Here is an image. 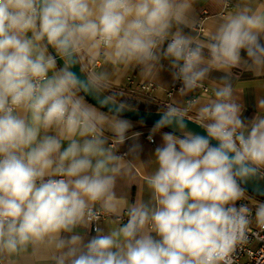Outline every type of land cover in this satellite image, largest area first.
Wrapping results in <instances>:
<instances>
[{
    "label": "clouds",
    "instance_id": "obj_1",
    "mask_svg": "<svg viewBox=\"0 0 264 264\" xmlns=\"http://www.w3.org/2000/svg\"><path fill=\"white\" fill-rule=\"evenodd\" d=\"M198 2L0 0V264H236L264 230V203L246 202L264 181V95L246 118L236 87L249 73L264 89V0H215L228 10L211 21ZM165 62L180 99L144 160L114 88ZM136 170L146 196L129 202Z\"/></svg>",
    "mask_w": 264,
    "mask_h": 264
},
{
    "label": "crops",
    "instance_id": "obj_2",
    "mask_svg": "<svg viewBox=\"0 0 264 264\" xmlns=\"http://www.w3.org/2000/svg\"><path fill=\"white\" fill-rule=\"evenodd\" d=\"M202 19L211 21L212 18L218 16L228 7H220L215 0H199L196 5ZM253 77L249 73L243 74L236 82V87L242 95V102L245 105V117L251 118L255 114V103L259 95H264V89L257 88L253 83ZM178 83V82H176ZM153 84L155 88L152 92L146 93L141 91L144 85ZM174 82L168 70L167 62H165L164 69L160 73L159 80L144 79L139 75V72H132L125 78L121 79L119 84L115 86L114 91L129 99H132L143 105L164 106L172 103L174 100L180 99L177 92H171ZM134 124V131H141L143 133L141 143L143 144V159L147 160L154 151L156 145L161 143L159 136L155 137V144L150 143L148 136L150 134L151 126L141 125L138 122L132 121ZM146 179L145 173L136 170L134 174L126 175L120 181L121 192L127 197L129 202L135 201L141 195L146 196V192L140 191ZM247 200L252 201L247 195ZM94 234V233H93Z\"/></svg>",
    "mask_w": 264,
    "mask_h": 264
},
{
    "label": "built area",
    "instance_id": "obj_3",
    "mask_svg": "<svg viewBox=\"0 0 264 264\" xmlns=\"http://www.w3.org/2000/svg\"><path fill=\"white\" fill-rule=\"evenodd\" d=\"M181 85L179 83H174L171 92H178ZM155 86L153 84L144 85L141 87L142 92H152ZM168 104L164 105L166 107ZM148 138V137H147ZM249 207L252 208L253 214L255 207L258 204H252L250 201H246ZM258 244L257 248L254 246ZM236 264H264V230L257 228L255 225L252 226L250 232L249 243L244 247L243 251H239L236 257Z\"/></svg>",
    "mask_w": 264,
    "mask_h": 264
},
{
    "label": "water",
    "instance_id": "obj_4",
    "mask_svg": "<svg viewBox=\"0 0 264 264\" xmlns=\"http://www.w3.org/2000/svg\"><path fill=\"white\" fill-rule=\"evenodd\" d=\"M76 70L78 71V69ZM88 100H89V103H92V104L96 103L95 100L91 99L90 97L88 98ZM135 109L136 111L125 112L124 113L125 118L130 119L131 121H134V122H138V123H140V121H143V125L151 126V127L154 125L155 121L159 118V111L143 110L139 108H135ZM188 124H189L190 129L193 132H196L202 135L206 134L204 130L199 127V125H196L192 123L191 121H189ZM165 131H172V130L165 129ZM258 187L262 191H264V181L259 182V184L255 182L250 183L247 186V193L264 203V195H258L256 192V189Z\"/></svg>",
    "mask_w": 264,
    "mask_h": 264
},
{
    "label": "trees",
    "instance_id": "obj_5",
    "mask_svg": "<svg viewBox=\"0 0 264 264\" xmlns=\"http://www.w3.org/2000/svg\"><path fill=\"white\" fill-rule=\"evenodd\" d=\"M118 99L127 101L129 104H131L133 106V108H139V109H143V110L159 111V109L164 108V106L161 107V106H153V105L152 106L151 105H143V104H140V103H138L132 99H129L127 97H123L119 94H118ZM259 202H261V201H259Z\"/></svg>",
    "mask_w": 264,
    "mask_h": 264
},
{
    "label": "rangeland",
    "instance_id": "obj_6",
    "mask_svg": "<svg viewBox=\"0 0 264 264\" xmlns=\"http://www.w3.org/2000/svg\"><path fill=\"white\" fill-rule=\"evenodd\" d=\"M246 195H248L249 197H250V199L252 200V201H250L252 204H260V203H262V202H259L260 200H258V199H256V198H254L253 196H251L250 194H246ZM258 247V244H256L255 246H254V248H257Z\"/></svg>",
    "mask_w": 264,
    "mask_h": 264
}]
</instances>
